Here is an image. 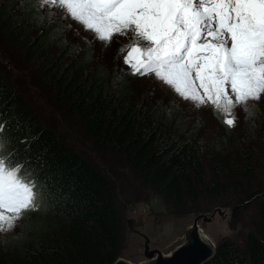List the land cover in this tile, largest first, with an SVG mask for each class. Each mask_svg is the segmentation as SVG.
<instances>
[{"label": "trees", "instance_id": "1", "mask_svg": "<svg viewBox=\"0 0 264 264\" xmlns=\"http://www.w3.org/2000/svg\"><path fill=\"white\" fill-rule=\"evenodd\" d=\"M0 31L28 62L40 64L54 104L73 117L91 150L122 161L164 204L184 211L188 200L217 199L231 189L233 197L243 190L246 199L263 194L258 187L249 192L253 162L241 146L248 150L256 134L264 159V111L250 113L251 131L244 126L234 135L221 125L223 134L206 146L198 126L169 105L133 99L129 75L121 80L110 66L92 62V49L67 42L59 22L44 20L34 1L0 0ZM23 102L0 71V156L35 184V206L25 211L17 234L0 237V264H112L124 229L111 181L23 110ZM257 214L264 225V203ZM204 264H264V237L248 233L242 246L222 240Z\"/></svg>", "mask_w": 264, "mask_h": 264}, {"label": "snow or ice", "instance_id": "2", "mask_svg": "<svg viewBox=\"0 0 264 264\" xmlns=\"http://www.w3.org/2000/svg\"><path fill=\"white\" fill-rule=\"evenodd\" d=\"M111 42L133 33L120 51L131 75H150L196 107L210 104L232 127V109L264 93V0H42ZM71 27V25H69ZM202 90V91H201ZM247 111V109H246ZM0 156V230L33 208L35 184Z\"/></svg>", "mask_w": 264, "mask_h": 264}, {"label": "rangeland", "instance_id": "3", "mask_svg": "<svg viewBox=\"0 0 264 264\" xmlns=\"http://www.w3.org/2000/svg\"><path fill=\"white\" fill-rule=\"evenodd\" d=\"M31 1H34L37 12L44 20L59 22L67 42L83 49H92V62L110 66L121 80L129 75L127 81L133 99L141 104L145 102L167 104L181 116L194 122L199 128L206 146L212 145L215 139L223 134L221 125H225L228 130H233L234 135H238L242 128L244 132V126L247 131L248 129L251 131L249 128L250 113L264 111V93H262L259 99H249L245 103L236 104L232 109V115L236 117L235 123L229 127L223 123L224 115L215 110L212 105L196 107L191 100L181 97L173 88L157 79L154 74L131 75V68L124 63L123 59L126 53L120 51L133 39L131 31L124 35L116 34L112 37L111 42L105 44L103 41L94 40L95 34L84 29L82 24L72 20L70 16L67 18L62 16V9L49 7L47 4H43L42 0ZM36 34L35 32L34 36ZM31 35L33 36V33ZM9 39L8 35L6 36L3 31H0V71L23 96L24 102L21 105L23 110L24 108L30 110L41 123L61 135L66 145L93 164L112 183L113 195L124 229L118 258H123L126 261L143 259L141 257L142 239L128 231L125 220L135 219L137 215L145 211L141 217L143 224L136 230L148 237L150 249L161 250L175 239L171 233L175 222L183 218L191 219L193 216L205 215L217 209L223 211L225 216L221 217L215 212L213 221L206 224L204 229L205 235L214 246L222 240H230L234 244L242 246L248 233H257L264 237V225L257 214L258 206L264 203V159L256 145L258 143L256 134L251 137L249 142L251 147L248 150L244 143L241 147L245 152L250 153L253 162L251 166L255 180L249 192L257 191L258 187L263 194L246 199V190H243V196L233 197L235 191L231 189L228 194L217 199L200 196L196 201L188 200L184 211H176L173 206L164 204L152 190L143 186L122 161L110 157L106 153L100 154L91 150L89 141L83 136L73 117L66 115L61 106L54 104L51 93L44 84L45 80L40 64L28 62L24 56L25 52L17 46L15 47ZM26 40L31 41L32 38L29 36ZM233 156L236 159L239 158L237 153H233ZM203 157L206 160L205 153H203ZM205 160L203 161L204 177L210 181L211 173ZM245 178L243 173V189L246 188ZM25 211L14 221L13 227L0 230V237L17 234L16 229L20 226Z\"/></svg>", "mask_w": 264, "mask_h": 264}, {"label": "water", "instance_id": "4", "mask_svg": "<svg viewBox=\"0 0 264 264\" xmlns=\"http://www.w3.org/2000/svg\"><path fill=\"white\" fill-rule=\"evenodd\" d=\"M146 212V211H145ZM142 212L135 219L128 218L125 225L128 231L142 239V260L126 261L117 258L112 264H204L213 254L215 246L204 233L206 224L211 223L215 212L224 217L223 211L214 210L205 215L183 218L174 223L171 233L175 239L161 250L150 249L147 236L139 233L136 228L142 226Z\"/></svg>", "mask_w": 264, "mask_h": 264}, {"label": "bare ground", "instance_id": "5", "mask_svg": "<svg viewBox=\"0 0 264 264\" xmlns=\"http://www.w3.org/2000/svg\"><path fill=\"white\" fill-rule=\"evenodd\" d=\"M172 241H173V240H172ZM172 241H171V242H172Z\"/></svg>", "mask_w": 264, "mask_h": 264}]
</instances>
